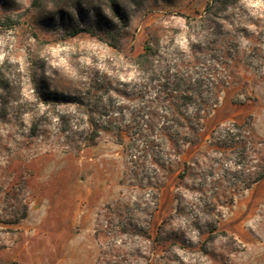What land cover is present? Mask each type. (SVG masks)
<instances>
[{"label": "rangeland", "instance_id": "obj_1", "mask_svg": "<svg viewBox=\"0 0 264 264\" xmlns=\"http://www.w3.org/2000/svg\"><path fill=\"white\" fill-rule=\"evenodd\" d=\"M115 1L127 20L113 21L110 39L94 29L108 0H0V264H264V178L238 190L231 175L252 174L264 156V79L240 71L200 143L166 169L106 133L83 147L89 122L77 103L111 94L128 106L126 122L140 102L113 94L153 91L131 63L145 44L161 59L191 61L213 37L190 20L210 5L209 18L243 51L264 37V0ZM67 15L85 31L72 35ZM241 124L252 132L244 167L212 139Z\"/></svg>", "mask_w": 264, "mask_h": 264}, {"label": "trees", "instance_id": "obj_2", "mask_svg": "<svg viewBox=\"0 0 264 264\" xmlns=\"http://www.w3.org/2000/svg\"><path fill=\"white\" fill-rule=\"evenodd\" d=\"M214 2L226 7L223 0ZM34 6L39 7L37 0H34ZM210 8L208 5L198 19L190 20L198 22L201 31L211 29L208 35L213 38L196 48L199 56L193 53L192 60L186 63L182 59L177 62L172 57L161 59L149 44H145L142 51L131 58L136 71L143 75L144 89L151 88L153 91L148 96L140 92L113 94L131 103L140 102L129 112L130 117L126 122L123 112L129 109L128 106L114 105L111 94H85L86 97L77 102L85 106L89 122L81 136L83 147L96 145L100 135L106 133L123 148L124 153L135 157V152L143 158L150 157L151 162L159 169H166L178 152L186 146L200 143V133L206 116L216 107L222 90L238 79L240 71L253 70L258 80L264 79V37L256 38V43L239 51L238 45H234L229 38V31L209 18ZM107 11L109 16L103 11L95 14L94 29L113 39V21L124 23L127 17L115 0H108ZM187 23L190 24L188 20ZM73 24V15L62 18V25L67 26L72 35L85 31L74 28ZM175 55L180 56L178 52ZM161 61L164 62L163 66ZM11 95L8 94L9 97ZM17 95L14 94V101ZM40 95L45 102L58 99L56 94ZM64 98L68 96L62 94L60 99ZM118 116H121L120 121L125 124H116ZM101 118L106 120L103 122ZM250 129L247 124L233 125L231 129L223 130L218 137L212 136L219 149L215 152L221 155L226 152L236 154L238 160L235 164L244 167L246 149L250 144L248 140L252 134ZM194 164L197 165L198 162ZM186 169L187 166L184 165L178 174L179 179L184 178ZM208 173L212 176L211 171ZM231 175L234 180L232 185L236 189H248L264 178V156L258 157L252 174ZM208 235L213 236L211 231Z\"/></svg>", "mask_w": 264, "mask_h": 264}]
</instances>
